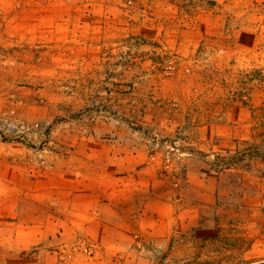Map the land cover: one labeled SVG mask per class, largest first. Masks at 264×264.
<instances>
[{
    "label": "rangeland",
    "instance_id": "rangeland-1",
    "mask_svg": "<svg viewBox=\"0 0 264 264\" xmlns=\"http://www.w3.org/2000/svg\"><path fill=\"white\" fill-rule=\"evenodd\" d=\"M260 77L264 0H0V223L26 235L17 262L150 264L149 251L162 253L145 234L111 241L48 206L49 190L76 184L81 157L127 173L135 141L174 199L186 159L235 171L228 191L264 231Z\"/></svg>",
    "mask_w": 264,
    "mask_h": 264
},
{
    "label": "crops",
    "instance_id": "crops-1",
    "mask_svg": "<svg viewBox=\"0 0 264 264\" xmlns=\"http://www.w3.org/2000/svg\"><path fill=\"white\" fill-rule=\"evenodd\" d=\"M257 90L264 94V90ZM232 109L234 107H229L230 111L226 110L225 114ZM257 137L264 145V135ZM146 142L135 141L136 148L128 155L127 173H120L118 163H107L105 169L103 161L81 157L79 166H70L71 174L75 172L72 168L79 169L74 178L76 184L55 191L47 189L49 208L64 204L71 220L78 221L88 232L106 237L108 233L117 235L111 241L128 243L133 241V233L145 234L163 247L162 253L148 252L147 256L152 258L150 264L171 261L199 264L201 258L207 259V264H240L227 262V259L241 257L249 260L241 264H264L263 218L254 217L253 213L245 216L240 194L232 196L228 191L234 185L229 183L228 177L235 171L216 173L197 169L192 165V158L186 159L187 171L182 176L185 180L177 191L179 198L174 199L172 180L161 178L159 166L151 162L150 154L135 153L141 146V151L145 150ZM250 161L255 160L250 158ZM240 173L236 174L239 179ZM35 192L38 201L44 202L41 200L44 193ZM223 198L228 203H224ZM180 232L185 236L181 240ZM106 237L103 238L107 240ZM25 238L22 233L9 235L8 223H0V258L9 260L2 263L0 259V264H19V250ZM35 241L39 242L40 238L35 236ZM197 245H202L207 253L195 255ZM116 250L119 252L118 248ZM221 253L224 260L215 263ZM155 254L160 255L153 258Z\"/></svg>",
    "mask_w": 264,
    "mask_h": 264
},
{
    "label": "built area",
    "instance_id": "built-area-1",
    "mask_svg": "<svg viewBox=\"0 0 264 264\" xmlns=\"http://www.w3.org/2000/svg\"><path fill=\"white\" fill-rule=\"evenodd\" d=\"M164 65L168 72H172L175 69L173 62L170 59H166Z\"/></svg>",
    "mask_w": 264,
    "mask_h": 264
},
{
    "label": "trees",
    "instance_id": "trees-1",
    "mask_svg": "<svg viewBox=\"0 0 264 264\" xmlns=\"http://www.w3.org/2000/svg\"><path fill=\"white\" fill-rule=\"evenodd\" d=\"M257 88H258L259 90H261V91L264 90V77H260V79H259V83H258V85H257ZM257 151H259V150H257Z\"/></svg>",
    "mask_w": 264,
    "mask_h": 264
}]
</instances>
